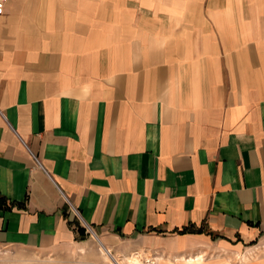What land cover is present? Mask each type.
<instances>
[{"label": "crops", "instance_id": "crops-1", "mask_svg": "<svg viewBox=\"0 0 264 264\" xmlns=\"http://www.w3.org/2000/svg\"><path fill=\"white\" fill-rule=\"evenodd\" d=\"M78 225L122 264H264V0L5 4L0 246Z\"/></svg>", "mask_w": 264, "mask_h": 264}, {"label": "rangeland", "instance_id": "rangeland-1", "mask_svg": "<svg viewBox=\"0 0 264 264\" xmlns=\"http://www.w3.org/2000/svg\"><path fill=\"white\" fill-rule=\"evenodd\" d=\"M81 241L77 247L74 246L67 252L58 254L0 246V264H110L102 255L99 244L103 243L93 230L88 231L87 238ZM135 243L134 240L124 244L119 243L111 248V253L124 263L135 256L145 261L146 258H143L141 250L137 249ZM243 258L246 259V256Z\"/></svg>", "mask_w": 264, "mask_h": 264}, {"label": "trees", "instance_id": "trees-1", "mask_svg": "<svg viewBox=\"0 0 264 264\" xmlns=\"http://www.w3.org/2000/svg\"><path fill=\"white\" fill-rule=\"evenodd\" d=\"M77 233L78 236L76 237L77 240H84L87 238L88 233L85 232V228L82 226L77 227ZM177 233L179 234H184V233H202V232H208L210 233V231L204 229L202 226H195L194 224H189L187 226H183L181 229H177L176 230ZM212 234V233H211ZM214 237V235H212Z\"/></svg>", "mask_w": 264, "mask_h": 264}, {"label": "bare ground", "instance_id": "bare-ground-1", "mask_svg": "<svg viewBox=\"0 0 264 264\" xmlns=\"http://www.w3.org/2000/svg\"><path fill=\"white\" fill-rule=\"evenodd\" d=\"M101 246L103 247L102 244H101ZM102 247H100L99 249H101L102 253L104 254L105 258L108 260V262H110V264H122L120 262V260H118L116 257H114V255L110 254L105 247H103V248ZM147 261H146V263H148ZM128 264H141V262H140V260L134 259V260H131Z\"/></svg>", "mask_w": 264, "mask_h": 264}, {"label": "built area", "instance_id": "built-area-1", "mask_svg": "<svg viewBox=\"0 0 264 264\" xmlns=\"http://www.w3.org/2000/svg\"><path fill=\"white\" fill-rule=\"evenodd\" d=\"M9 0H0V15L3 14L4 12V8H5V4L8 2Z\"/></svg>", "mask_w": 264, "mask_h": 264}]
</instances>
